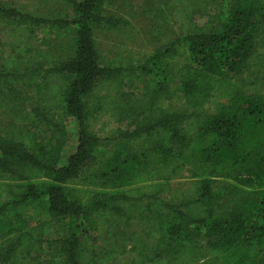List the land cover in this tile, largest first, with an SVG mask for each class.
Here are the masks:
<instances>
[{
    "label": "trees",
    "instance_id": "16d2710c",
    "mask_svg": "<svg viewBox=\"0 0 264 264\" xmlns=\"http://www.w3.org/2000/svg\"><path fill=\"white\" fill-rule=\"evenodd\" d=\"M111 1L0 3V114L28 125L0 130V264H264V0L201 25V0H159L174 35L134 60L98 49L133 30Z\"/></svg>",
    "mask_w": 264,
    "mask_h": 264
},
{
    "label": "rangeland",
    "instance_id": "374dc122",
    "mask_svg": "<svg viewBox=\"0 0 264 264\" xmlns=\"http://www.w3.org/2000/svg\"><path fill=\"white\" fill-rule=\"evenodd\" d=\"M227 2L228 0H201L197 6L198 11L193 16L195 23L201 25L216 18L225 11ZM0 3L13 6L23 12L45 17L61 16L66 10L63 0H0ZM108 12L112 14L130 13V20L133 25V30L123 28L120 32L108 29L104 25H98L94 28L98 49L109 58H113L120 52L126 53L123 50L129 49L133 53L132 60H134L137 56L150 54L156 46L165 43L174 35V27L159 0H112ZM68 37L65 35L59 39L50 38L51 46L56 55L66 56L70 52L71 44H69ZM5 52L8 53H6L7 65L14 69H21L25 64L38 57L35 53L13 61L14 56L9 54L7 48ZM9 119H12L10 112L6 111L0 114V130L8 132L10 129L12 131L17 129V131H23L25 127H28L25 125L26 123L20 121H16V125L12 126L8 124ZM66 126L71 136L63 157L72 151L76 133L74 122L67 121ZM185 176L186 172L182 171L173 182L183 181ZM144 206L146 205L144 204ZM39 223L43 222L39 221ZM37 226L38 233L49 235V237H53L59 230L58 224L53 222H47L44 226L37 224Z\"/></svg>",
    "mask_w": 264,
    "mask_h": 264
}]
</instances>
